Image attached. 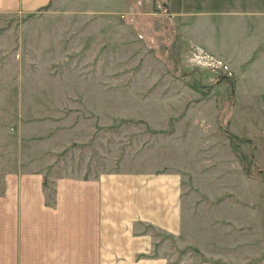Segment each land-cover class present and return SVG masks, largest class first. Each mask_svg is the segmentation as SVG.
Segmentation results:
<instances>
[{
  "label": "rangeland",
  "instance_id": "rangeland-1",
  "mask_svg": "<svg viewBox=\"0 0 264 264\" xmlns=\"http://www.w3.org/2000/svg\"><path fill=\"white\" fill-rule=\"evenodd\" d=\"M20 170L176 174L183 228L155 253L264 264V0L0 10V175Z\"/></svg>",
  "mask_w": 264,
  "mask_h": 264
},
{
  "label": "crops",
  "instance_id": "crops-1",
  "mask_svg": "<svg viewBox=\"0 0 264 264\" xmlns=\"http://www.w3.org/2000/svg\"><path fill=\"white\" fill-rule=\"evenodd\" d=\"M46 2L0 0V10ZM181 204L180 179L171 173L48 180L39 170L4 172L0 264H168L155 253L156 230L181 233Z\"/></svg>",
  "mask_w": 264,
  "mask_h": 264
},
{
  "label": "trees",
  "instance_id": "trees-1",
  "mask_svg": "<svg viewBox=\"0 0 264 264\" xmlns=\"http://www.w3.org/2000/svg\"><path fill=\"white\" fill-rule=\"evenodd\" d=\"M164 5H165V7H167V3L166 2L164 3Z\"/></svg>",
  "mask_w": 264,
  "mask_h": 264
}]
</instances>
